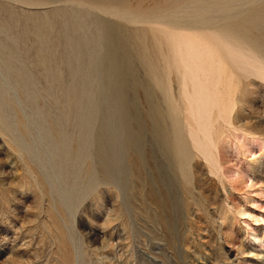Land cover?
<instances>
[{
	"label": "rangeland",
	"instance_id": "374dc122",
	"mask_svg": "<svg viewBox=\"0 0 264 264\" xmlns=\"http://www.w3.org/2000/svg\"><path fill=\"white\" fill-rule=\"evenodd\" d=\"M73 9L155 58L131 64L152 103L144 85L128 97L141 124L161 107L165 131L181 136L190 162L171 159L173 184L149 131L127 191L122 173L88 177L60 37V14ZM0 264H264V48L219 29L129 21L84 0H0Z\"/></svg>",
	"mask_w": 264,
	"mask_h": 264
},
{
	"label": "bare ground",
	"instance_id": "6f19581e",
	"mask_svg": "<svg viewBox=\"0 0 264 264\" xmlns=\"http://www.w3.org/2000/svg\"><path fill=\"white\" fill-rule=\"evenodd\" d=\"M84 1L111 15L126 14L129 21H155L169 28L187 30L219 29L264 48V0H157L148 7L137 4L135 8L130 6V0ZM60 15L61 42L72 57L67 64L74 65L72 83L66 87L74 94L73 124L86 146L82 152L83 161H89L88 177L93 181L115 182L122 173L127 191L131 166L145 165L140 151L149 131L154 138V149L168 160V170L172 171L169 182L173 184L176 174L171 159L176 158L180 165L190 162L189 153L180 144L181 136L178 131H165L161 107L152 106L146 114L148 125L141 124L134 115L136 105L128 97L130 86L144 85L147 100L152 103V88L145 78L138 80L131 69L135 60L146 66L154 62L152 53L134 48L112 24L89 11L73 9ZM255 36L261 37L259 41H253ZM98 69L103 72L101 77L97 75ZM13 75L17 79L22 76L19 71ZM122 152L130 154L132 164L126 161V156L122 157ZM158 181L163 184L160 177ZM164 204L172 207L167 200Z\"/></svg>",
	"mask_w": 264,
	"mask_h": 264
}]
</instances>
